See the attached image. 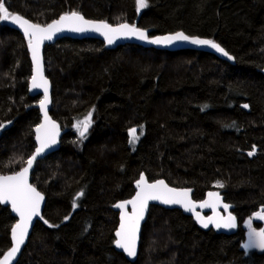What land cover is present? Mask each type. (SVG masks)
Returning <instances> with one entry per match:
<instances>
[{
	"label": "trees",
	"instance_id": "1",
	"mask_svg": "<svg viewBox=\"0 0 264 264\" xmlns=\"http://www.w3.org/2000/svg\"><path fill=\"white\" fill-rule=\"evenodd\" d=\"M3 2L41 26L78 11L151 36L182 31L215 41L234 59L231 65L200 51L134 45L108 50L95 39L45 46L49 113L62 135L58 151L31 172L45 206L16 264H264V251L242 249V230L203 231L180 211L158 206L149 209L130 263L114 249L118 218L110 208L133 195L144 173L193 189L195 201L218 191L238 221L264 212V0H148L139 13L136 0ZM27 45L0 21V175L20 171L35 148L40 97L28 93ZM89 113L92 124L81 138L76 124ZM15 223L0 205V257Z\"/></svg>",
	"mask_w": 264,
	"mask_h": 264
},
{
	"label": "snow or ice",
	"instance_id": "2",
	"mask_svg": "<svg viewBox=\"0 0 264 264\" xmlns=\"http://www.w3.org/2000/svg\"><path fill=\"white\" fill-rule=\"evenodd\" d=\"M137 12L147 8L148 0H136ZM11 21V23L18 25L23 31L24 37L27 40L28 49L31 53L33 74L31 77V88H42L44 98L40 101V108L44 115V123L36 128L37 140L40 142V147L36 149V153L31 156L27 161V167L22 168L19 172L13 175H0V204H10L12 211L17 214L19 220L12 226V246L4 253L3 259H0V264H10L14 257L24 244L25 238L28 236L29 227L32 223L33 217L40 215V205L43 201V195L28 182V173L32 167L36 156L39 155L46 147L56 142V125L49 119L47 112V104L49 102V89L48 80L44 76V68L41 59V46L45 40H51L54 35L62 31H71L77 33L84 32H98L104 36L108 44L114 43L119 37H135L139 40H146L148 43L171 45L177 41H186L193 45H203L214 49L216 52L232 59L227 51L218 43L211 39H200L191 37L184 32H176L164 37L149 39L146 32L138 28L135 24L121 23L116 27L109 25L104 21H93L86 19L78 11H70L62 14L59 19L53 20L46 26H41L38 23H31L28 19L23 18L19 14L10 13L8 8L5 7L3 0H0V21ZM245 108L248 105H244ZM92 118L89 113L83 120L76 124L77 131L81 138L86 136L88 129L91 127ZM3 127V125H0ZM135 128L129 131L130 143L135 144L139 139L136 135ZM142 134V133H141ZM254 154V150L248 153L249 156ZM218 187H223L222 184H217ZM138 191L131 199L118 203L115 207L121 209V223L119 229L116 231L115 245L117 248L122 249L129 257L136 256V241L137 234L140 228V222L144 219L145 211L148 207L149 201H159L163 204H179L184 207L185 211L192 210L196 205L189 198V191H178L175 188L168 187L163 180H158L155 183H148L144 176L141 175L140 179L136 182ZM83 192L79 193L77 199ZM210 197H215V202L211 203L205 201L201 207L212 206L215 209L219 203L218 193H209ZM132 206V212L125 211L127 205ZM73 209L77 207L76 202H73ZM225 210L229 205L224 204ZM198 222L204 228L209 227L210 224L219 228H232L235 226V218L231 215L227 217L210 216L206 219L201 217L198 213L194 212ZM257 218L264 220V214H258ZM68 219V217H65ZM45 223L49 227H57V225L49 224L47 220ZM251 227V223L249 222ZM246 248H259L264 251V229L259 232H252Z\"/></svg>",
	"mask_w": 264,
	"mask_h": 264
},
{
	"label": "water",
	"instance_id": "3",
	"mask_svg": "<svg viewBox=\"0 0 264 264\" xmlns=\"http://www.w3.org/2000/svg\"><path fill=\"white\" fill-rule=\"evenodd\" d=\"M59 17L57 19H59ZM57 19H55V20H57ZM89 20H91V19H89ZM93 21L99 22L100 20H93ZM7 23H8V26L10 28L18 31L21 34V36L24 38V40L27 41L25 39V37H24L23 31L18 27V25L11 23L10 20L7 21ZM109 25H111L113 27H116L119 24H117V25L109 24ZM142 30H144V29H142ZM144 31L146 32V34L149 37V39H155V38H158V37H164V36L176 33V32H173V33H166V34H160V35L151 36L146 30H144ZM177 32H181V31H177ZM191 37H197V36H191ZM62 38L77 39V40H82V39L99 40V41H101L104 44V47L106 49H108V50H113V49H116L117 47L125 46V45H134V46H140V47L147 48V49L165 50V51H168V52H175V51H182V50L200 51V52H204V53H208V54L214 55L218 59H220L222 61H225V62H227V63H229L231 65L234 64V59H233V57L231 55L230 56L232 57V59L230 60V59H228V57L222 55L221 53L216 52L214 49H212V48H210L208 46L193 45V44H190V43H188L186 41H177V42H175V43H173L171 45H160V44L148 43L146 40H139V39H136L135 37H119V38H117L114 41V43L108 44L107 41L105 40L104 36H102L98 32L77 33V32H71V31L59 32L56 35H54L51 40H45L43 42V44L41 46V49H40L42 64H43L42 52H43L44 47L47 46V45H52L57 40L62 39ZM197 38L209 39V38H203V37H197ZM27 50H28V53H29L31 67L33 69L31 53L29 52L28 45H27ZM43 68H44V64H43ZM32 74H33V71L31 70V77H32ZM44 76H45V73H44ZM31 77H30V80H29V83H28V93H29L30 96H33V97H36V96L40 97V100H39L38 104L36 105V108L38 109L39 115H40V121H39V124L37 125V126H39L40 124L44 123V115H43V113L41 111V108H40V101L44 98V92H43L42 88H39V89H32L31 88V83H30ZM45 78H46V76H45ZM48 82H49V80H48ZM48 89H49V102L47 104V112H48L49 119L56 125V129H55V131L57 133L56 136H55L56 142L54 144H51L49 147H46L39 155L36 156V159L34 160V162L32 164V167H31V169L29 170V173H28V182H29V184H31L30 183V175H31L32 170L34 169L35 163L40 161L44 157H46L48 155H51V154L55 153L56 151H58V149H59V141H60V138H61V135H62V131H61V128H60L59 124L52 119V117L50 116V113H49L50 103H51V86H50V82L48 84ZM37 126L34 129V144H35V148H34V151H33L31 156H33L36 153V149L38 147H40V142L36 138L37 137V132H36ZM251 156H249V157H251ZM24 167H27V163L25 164ZM9 175H13V174H9ZM141 175L144 176L145 180L148 183H155L158 180H163V179H157V180L149 181L144 173H140V175L138 176L137 180L134 182V185H133L134 186L133 195L130 198L126 199V200H122V201L116 202L114 205H112L110 207L112 211L117 213V218H118V223H117V226H116V229H115V232H114V244H113L114 245V249H115L116 252L122 254L124 256V258L128 262L134 263L136 261V259H137L138 252H139V246H140L142 227H143V225H144V223H145V221L147 219V215H148V212H149V209H150L151 206H158V207H161V208H163L165 210H178L184 216L190 217L194 221V223L198 226V228L203 230V231L213 230L216 234L230 236V235H233L238 230L239 221H238V219L235 217V215L232 212L233 208H234L233 205L226 203L224 201V197L218 191H216V190L207 191L204 194V197L201 200L195 201L193 199V189H191V188H175V187L170 186L165 180H163L165 182V184H167L168 187H170V188H175L178 191H189V198L196 205V207L194 209H192V210L185 211L184 207H182L179 204H163V203H161L159 201H149L148 202V207H147V209L145 211V214H144V219L141 220V222H140V228H139V232L137 234V241H136V253L137 254L134 257H129L122 249L117 248L116 245H115V241L117 239L116 231L119 229L120 223H121V220H120L121 209L115 207V205L118 204V203H122L124 201H127V200H131L136 195V192L138 191V189L136 188V182L140 179ZM209 193H218L219 194V197H220L219 203L216 204L215 209H213L212 206H206V207H201L200 206L205 201H209L210 204L215 202V197H210L208 195ZM224 204L229 205L227 210H225V208L223 207ZM0 205L9 208L11 214L15 217L16 223H17L18 220H19V217L17 216V214L15 212L12 211L11 205L10 204H0ZM44 206H45V198L43 199V201L41 202V205H40V215L33 217L32 223H31V225L29 227L28 236L25 238V242H24L23 245H21L20 251L17 253L16 257L13 258V260L10 262V264H16V262L18 261L20 255H21V252H22L24 246L26 245V243L28 241V238H29V236L31 234V231H32L36 221L40 220L41 217H42ZM125 211L128 212V213H131L132 212V206L130 204L127 205L126 208H125ZM194 212L198 213L201 217H204L205 219L207 217H210V216H215V217L218 218V217H227V216L231 215V216H233L235 218V226L230 228V229H228V228H219V229H217L214 225L210 224L209 227L204 228V227L201 226L200 222H198L196 216L194 215ZM252 232H254V231L251 228H249L250 235H251ZM11 246H12V232L10 231V247H9V249L11 248ZM9 249H7L4 253H6ZM4 253L1 255L0 259H3Z\"/></svg>",
	"mask_w": 264,
	"mask_h": 264
},
{
	"label": "rangeland",
	"instance_id": "4",
	"mask_svg": "<svg viewBox=\"0 0 264 264\" xmlns=\"http://www.w3.org/2000/svg\"><path fill=\"white\" fill-rule=\"evenodd\" d=\"M76 129H77V128H76ZM261 214H264V213H261ZM257 216H258V215H257ZM257 216H255V215L246 216V217H244L242 220H240L239 222H240L243 226H245L246 221L252 220V218L255 217V221L260 222V223H261V222L263 223V224L260 225V227H261L260 229L262 230V229H264V220L257 218ZM249 239H250V237H249L248 233L243 234L242 249L244 250V252H245L246 254H249V253H251V252H253V251L261 252V250H260L259 248H255V247H253V248H246V247H245V245L248 244Z\"/></svg>",
	"mask_w": 264,
	"mask_h": 264
},
{
	"label": "flooded vegetation",
	"instance_id": "5",
	"mask_svg": "<svg viewBox=\"0 0 264 264\" xmlns=\"http://www.w3.org/2000/svg\"><path fill=\"white\" fill-rule=\"evenodd\" d=\"M262 213H264V212H262ZM258 214H261V213H257V214H255V216H257ZM249 222L251 223V227L249 226ZM261 224H263V223L255 221V217H254V218H252V220L246 221L245 226H243L241 223H239L238 229L242 230L243 234L248 233V235L250 237L249 228H251L254 232H259L261 230L260 229Z\"/></svg>",
	"mask_w": 264,
	"mask_h": 264
}]
</instances>
